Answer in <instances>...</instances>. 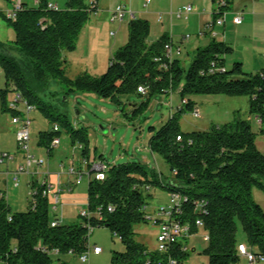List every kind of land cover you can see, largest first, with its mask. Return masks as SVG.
<instances>
[{"label": "trees", "instance_id": "16d2710c", "mask_svg": "<svg viewBox=\"0 0 264 264\" xmlns=\"http://www.w3.org/2000/svg\"><path fill=\"white\" fill-rule=\"evenodd\" d=\"M211 1L221 12L229 9L233 0ZM48 3L49 0H37L36 5L28 6L22 2L14 20L4 16L14 37L10 45L0 42V66L6 84L5 88L0 87L1 110L11 116L21 115L8 106L10 94L19 92L44 115L59 121L70 143L78 142L81 156L89 160L85 133L75 129L61 114H49L40 105L34 86H42L48 77H53L69 90L92 91L112 99L123 93L141 94L139 85L145 87L147 97L178 90L185 102L160 127L150 126L148 139L150 151L166 162L171 178L162 180L160 173L140 163H106L104 179L87 182L89 216L81 217L78 213L75 222L63 223L60 219L55 226L50 224L53 216L49 198L37 194L34 207L28 201L26 210L11 211L0 191V259L7 264H67L62 257L68 251L78 256L87 249L89 222L93 228L108 227L124 245L122 252L114 253V262L157 264L168 254L182 260L188 253L181 243L173 245L167 254L148 250L134 240V225L147 219L144 206L151 186L181 195L172 214L188 224L191 233L199 229L194 225L195 219L202 220L200 228L207 233L202 253L207 256V264L239 263L237 221L245 232L248 249L264 256V210L251 194L252 187L264 192V154L255 142L257 133L264 134V69L246 72L240 61L228 69L224 54L231 52L232 46L214 36L195 50L185 68L180 57L171 60L165 57L163 46L169 40L166 35L148 43L149 21L133 17L127 22L126 42L114 51L105 72L72 79L65 74L63 53L74 49L84 23L98 9V0H66L62 9L48 8ZM217 14L213 12V21ZM11 50L20 57L11 55ZM194 94L247 96L249 113L261 123L255 131L248 119L237 116L223 124H212L207 130L182 131L178 116L197 108L190 98ZM58 135L59 126L56 131L41 133L38 144L48 147ZM54 249L56 253L52 252Z\"/></svg>", "mask_w": 264, "mask_h": 264}, {"label": "rangeland", "instance_id": "374dc122", "mask_svg": "<svg viewBox=\"0 0 264 264\" xmlns=\"http://www.w3.org/2000/svg\"><path fill=\"white\" fill-rule=\"evenodd\" d=\"M65 1L52 0L59 9L64 8ZM172 1L175 2V5H172L171 0H150L145 6L143 5L144 0H99V9L92 12L87 18L75 40L74 49L63 53L65 59L63 67L66 76L72 79L83 74L100 76L107 69L114 51L126 42L129 18L126 16L120 23L109 21L107 9L115 6L116 2L125 4L127 9L134 12V17L148 19L150 26L146 39L148 43H150L149 40L155 41L163 30L173 34L174 42L181 45L182 51L179 56L183 55L181 57L183 66L187 68L193 58L195 44H205L212 38V35L198 37L194 30L202 18L198 19L194 11L190 13L187 20L168 15L170 10H176L178 7L189 4L185 3L187 0ZM16 2L17 0H0V42L5 45L11 44L14 33L5 20L4 13L12 9ZM22 2L33 6L36 5L37 0H21V5ZM263 2L264 0H233L229 11L224 10L228 17L238 13L245 21L236 37H234V31L230 32L231 39L229 40H232L230 42L234 44L231 45L233 50L224 54L225 65L228 69L235 61H240L246 72L256 73L264 67V49L256 47H264V45H260L263 43V31H259L255 24L251 26L247 22L248 15L258 13V18L261 16L264 10ZM207 3L208 6L201 7L199 12L201 15L206 14L210 21L211 1L208 0ZM104 7L107 9H102ZM159 15L162 17L161 20L158 19ZM187 34L190 35L188 40L183 41L184 44L180 43L182 36ZM10 54L20 57L14 50H11ZM0 72V87L5 88L2 66H0ZM8 86L13 88L11 84ZM34 88L41 101L40 105L47 108L49 114L52 116L61 114L75 129H81L85 133L88 140L89 160L100 159L99 161L102 160L105 164L128 161L140 163L160 173L162 180L171 178L166 162L158 154L150 151L148 139L150 136L149 127H160L170 115L179 111V107L185 102L181 99L178 90L169 95L154 93L149 97L145 94L123 93L112 99L101 97L92 91L69 90L63 82L53 77H48L44 85L34 86ZM190 98L195 101L198 114L194 115L190 110H185L178 116L182 131L207 130L212 124H223L237 116L248 119L253 130L256 131L258 128L256 117L249 113V98L247 96L194 94ZM11 118V114L1 110L0 107V151L15 154L18 150L15 136L17 125L11 123ZM29 119L30 152L35 158L44 159V162L42 165L30 167L31 173L29 174L20 173L16 187L12 185L11 176L4 184L3 175H0V189L5 192V198L11 211L27 209L30 198L29 180L32 176L38 180L46 176L48 182L55 189L73 180L74 175L68 173L71 165L85 171L88 162L81 156L79 143L76 142L74 145L70 143L66 130L61 124H58L59 121L47 117L42 110L36 107L29 112ZM55 122L59 126L60 143L53 147L49 154L47 147L38 144V139L41 133L51 131ZM255 142L258 149L264 154V134L257 133ZM19 162L22 161L18 155L14 163L11 162L7 166L0 165V171L14 170ZM87 182L88 179L84 175L82 181L75 185L71 192L63 190L59 193L60 205H58L57 211L50 208L51 216L59 217L61 214L63 223L78 220V213L86 209ZM148 193L150 195L146 199L144 213H153L157 207L168 208L172 204L170 192L163 187L151 186ZM251 194L255 202L264 210V192L257 187H252ZM50 200L52 201V198ZM133 228L135 231L134 240L144 244L148 250H155L157 228L152 220L146 219L145 222L135 224ZM206 236V231L199 228L197 232L187 238L185 253L188 254L179 260L181 264H207V256L202 253V249L207 244ZM236 239L238 242H243L244 245L247 244L245 232L239 221H237ZM93 244L98 245L101 252L96 255L91 253L85 262H81L77 255L72 254L64 255L62 258L67 264H124L112 260L115 252L124 250V245L118 237L111 233L108 227L102 225L93 229L88 239V247L90 248ZM51 264H57V262ZM238 264H264V262L251 263L244 256H240Z\"/></svg>", "mask_w": 264, "mask_h": 264}, {"label": "built area", "instance_id": "2783aa9c", "mask_svg": "<svg viewBox=\"0 0 264 264\" xmlns=\"http://www.w3.org/2000/svg\"><path fill=\"white\" fill-rule=\"evenodd\" d=\"M149 2V0L144 1V5H146ZM223 2H220V5H222ZM48 8L56 9V5H53L52 3H48ZM21 9V0H17L14 7L12 9L7 10L4 13V16L8 19L14 20L16 18L17 12ZM193 11V6L191 4L183 5L181 7H178L174 11H170L169 15L174 16L178 19H187L188 15ZM213 12L218 13L217 18L214 21L208 22L204 25L203 29L200 30V34H205L207 32H210L212 34V26L214 24L221 25L225 21L226 12L225 11H219V8L217 5H214ZM128 17L129 19L134 17V12L127 9V7L123 4H118L114 6L113 9L109 11V21L110 22H122L125 17ZM161 15L158 16V19L161 20ZM232 21L234 23H239L241 21V17L239 15H236L232 18ZM189 35H185L184 39H188ZM164 55L169 60L173 59L174 57H178L181 54V47L177 45L176 43H173L170 39L164 43L163 46ZM1 74V72H0ZM138 91L141 94H145L146 89L144 86L139 85L137 87ZM8 106L11 109H15L20 111L21 115H13L11 118V123L17 125V129L15 131L16 141H17V152L9 153V152H1L0 151V165H5L15 161L16 157L19 155L22 162H19L18 165L14 170H8L2 171L1 174L3 175V183L6 184L8 181V177L11 176L12 185L14 187L18 186V175L20 173H31L30 167L33 165H42L44 162V159L42 158H35L33 154L30 152L29 147V125H30V119H29V112L31 109L34 108V106L30 103H28L19 92L14 91L11 94V97L8 101ZM192 113L194 115L198 114V109L195 108ZM257 124L259 125L261 123L260 119H257ZM54 131L58 129V126L54 124L53 128ZM177 140H180V136L176 137ZM60 143L59 137H53L50 140V143L47 147V153H49V149H52L53 147L57 146ZM17 154V155H16ZM84 160V159H83ZM86 164V170L76 169L71 165V167L68 170L69 174L74 175V178L72 181H69L64 184V186H58L57 188H53V185L48 182L46 176L40 178L41 180H38L35 176H32V178L29 180L30 184V191H29V201L32 207H34L35 199L37 194H40L41 196H45L47 198H52V201L50 200V208L54 211H57L58 205H60L59 202V193H61L63 190H67L68 192H71L75 185L79 184L82 181V178L84 175H86L87 179H95V180H103L105 177V169L106 165L101 164L97 159L87 160ZM46 174V173H45ZM35 183V186H33V183ZM39 185L41 187H39ZM0 191L3 193L4 197L5 192L0 189ZM171 195V202L172 204L167 208L164 206H160L155 208L153 213H145V216L147 219L152 220L153 224L157 228L156 231V240L157 245L155 247V251L158 253H169V249L173 245H177L178 243L183 249V251H186V245L185 242L187 238L192 234L190 232V226L188 224H183L179 220L175 219L172 214V209L178 205V203L181 200V195L177 192L170 193ZM6 199V198H5ZM108 210L111 211L112 208L108 207ZM146 210V204L144 206V211ZM81 217L89 216V212L86 209L81 210L79 212ZM62 218L61 214L59 217L53 216V219L51 220V226H55L59 223L60 219ZM11 219V216H8V220ZM194 225L200 228L202 226V220L200 218H196L194 221ZM93 227L87 222V236L89 239L90 234L93 232ZM207 238V236H206ZM183 245V247H182ZM238 253L241 256H244L249 262L255 263V262H264V256L262 255H255L252 253L248 247L242 243H239L237 245ZM52 252L56 253L57 250L54 249ZM101 252V248L93 244L90 248L87 247V249L78 255V258L81 262H85L89 255L91 253L93 254H99ZM68 254H71V251H68ZM0 264H7L6 261H3L0 259ZM157 264H181L179 260L176 258L167 255L166 259L161 262L159 261Z\"/></svg>", "mask_w": 264, "mask_h": 264}, {"label": "crops", "instance_id": "0c3cea01", "mask_svg": "<svg viewBox=\"0 0 264 264\" xmlns=\"http://www.w3.org/2000/svg\"><path fill=\"white\" fill-rule=\"evenodd\" d=\"M122 1H128V0H122ZM145 1V0H144ZM207 1L208 0H187L185 3H191V5L193 6V11H194V14L197 16V18L199 19V18H202L201 19V22L198 24V27H196L195 28V32L197 33V35H198V37H200V36H214V38L216 39V40H220V41H225V42H227L230 46L231 45H234L233 44V42H230V41H232V40H229V39H231L230 38V32L231 31H234V33H235V36L234 37H236L237 35H238V31L240 30V28L242 27V25H243V23L245 22L244 20H243V17L242 16H240L238 13H235V14H233L231 17H228V14L225 16V21H224V23L223 24H221V25H216V24H214L213 26H212V34L210 33V32H207V33H205V34H200L199 32H200V30L201 29H203V27H204V25L206 24V23H208V22H211V21H213V10H214V3H212V1H211V12H209V14H210V16H211V20L210 21H208L209 19L207 18V15L205 14V15H201V12H199V9L201 8V7H207L208 6V3H207ZM49 2L50 3H52L53 5H56V3H54V2H52V0H49ZM149 2H150V0H149ZM148 2V3H149ZM171 2H172V5H175V2H173L172 0H171ZM120 2H116V4H115V6L116 5H118ZM125 3V2H124ZM147 3V4H148ZM177 3V2H176ZM264 3V2H263ZM147 4L145 5V6H147ZM123 5H125V4H123ZM143 5H144V3H143ZM176 5H179V4H176ZM126 6V5H125ZM56 7H57V5H56ZM103 7V6H102ZM114 8V6H112L111 8H108L107 9V7L105 8H102V9H107L108 10V12L111 10V9H113ZM98 9H99V0H98ZM130 10V9H129ZM228 11H229V9H227ZM170 11H174V10H170ZM169 11V12H170ZM192 11V12H193ZM209 11V10H208ZM227 11V12H228ZM169 12H168V15H169ZM191 12V13H192ZM142 13H146V12H142ZM207 13V12H206ZM190 15V14H189ZM189 15H188V17H189ZM236 15H239L240 17H241V21H240V23H234L233 21H232V18L234 17V16H236ZM258 13H254V14H252V15H248L249 17H248V24H251V26H253L254 24H255V27H257L258 29H259V31L260 30H262L263 31V33H262V42L263 43H261L260 45H264V10H263V12L261 13V16H259V18H258ZM188 17H187V19H188ZM187 19H185V20H187ZM148 20V19H147ZM250 22V23H249ZM256 23H257V25H256ZM218 29V30H215V29ZM166 35L173 43H175L174 42V39H173V34H169L168 32H166L165 30H163L162 31V34H160L159 35V37L160 36H162V35ZM189 35V34H188ZM185 36V35H184ZM184 36H182V38H181V40H180V43H182V44H184L183 43V41H186V40H188V39H184ZM159 37H156V39H158ZM189 37H190V35H189ZM149 42H151V40H149ZM198 42V41H197ZM209 41H207L205 44H207ZM177 45H179L178 43H176ZM205 44H203V45H205ZM203 45H199V44H195V46L193 47V52H195V50L199 47V46H203ZM180 47H181V45H179ZM257 48H260V49H264V47L262 46V47H259V46H256ZM182 49V48H181ZM233 49V48H232ZM187 54H188V52H186ZM258 53H261V52H259L258 51ZM183 55H181V56H179L180 58L182 57ZM261 69H264V67L263 68H261ZM3 170H1L0 171V175H1V172H2ZM2 176V175H1ZM2 181H3V178H2ZM239 243H243V242H239ZM244 244V243H243ZM93 254V253H92ZM94 255H96V254H94Z\"/></svg>", "mask_w": 264, "mask_h": 264}, {"label": "bare ground", "instance_id": "6f19581e", "mask_svg": "<svg viewBox=\"0 0 264 264\" xmlns=\"http://www.w3.org/2000/svg\"><path fill=\"white\" fill-rule=\"evenodd\" d=\"M99 161V160H98ZM101 164H103V165H106L105 163H103L102 161H99Z\"/></svg>", "mask_w": 264, "mask_h": 264}]
</instances>
